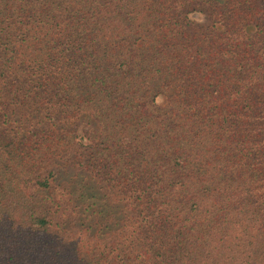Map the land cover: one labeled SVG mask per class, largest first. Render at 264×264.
Instances as JSON below:
<instances>
[{"label": "trees", "instance_id": "16d2710c", "mask_svg": "<svg viewBox=\"0 0 264 264\" xmlns=\"http://www.w3.org/2000/svg\"><path fill=\"white\" fill-rule=\"evenodd\" d=\"M156 2L0 0V204L11 199L9 192L15 201L9 218L0 217V224L19 226L21 238L28 230L52 233L54 224L65 222L67 201H74L71 197L75 196L83 202L86 234L102 237L110 219L111 233L116 234L115 202L105 193L89 192V185L77 174V162L71 160L74 156L68 155L66 161L56 154V148H49L43 155L42 172H34L23 185L16 178L19 172L5 160L16 156L19 141L31 138L29 131L35 134L42 126L43 134L53 135L51 143L62 140L67 129L62 115L77 109L91 110L103 125V150L112 162L117 157L122 160L116 169L125 175L134 194L131 200L126 198V218H122L127 244L122 250L113 240L112 256L104 252L91 255L93 247L89 253L73 248L61 229L53 241L43 240L38 251L33 248L41 242L36 234L23 244L1 242L0 255H7L5 264H264V201L252 200L251 195H239L241 200L235 204L222 199L229 189H250V185L239 178L226 185L223 174L200 172L195 166V142L190 141L192 135L185 137L188 128L177 132L173 119L169 122L161 117H172V106L179 121L190 117L200 123V112H193L183 96L171 98L167 109L161 104L147 106L151 112L142 107L152 94L185 93L183 73L178 78L175 71L187 68L184 62H195V52L181 54L187 38L178 29L185 27L187 18L179 9L178 16L155 17ZM38 99L43 100V115L37 106L36 113L25 116L22 112ZM17 121L18 126L8 128ZM97 153L93 150L83 157L90 177L98 167L109 170L112 166L109 160L97 162ZM184 163L197 173L174 181L173 172ZM61 178L71 185L67 199L50 191L52 182ZM162 187L167 194H161ZM174 189L179 192L177 201L168 196ZM28 192L33 193L25 196ZM217 198V205L205 203ZM133 201L144 207V213L132 212ZM163 203L166 219L160 221L156 209ZM206 204L211 205L210 210L201 213ZM190 211L198 221L189 220ZM20 224H32L36 229ZM16 234L12 229L11 236Z\"/></svg>", "mask_w": 264, "mask_h": 264}, {"label": "rangeland", "instance_id": "374dc122", "mask_svg": "<svg viewBox=\"0 0 264 264\" xmlns=\"http://www.w3.org/2000/svg\"><path fill=\"white\" fill-rule=\"evenodd\" d=\"M153 2H156V5L159 4L154 7L155 17L172 18L176 14L178 16L175 12L179 9L181 16L187 18L185 27L178 29L183 39L187 38V42L182 43L185 44L186 49L181 54L192 55V52H195V62L193 64L190 61L184 62L183 65L187 68L183 71H175L176 64H174L171 72V74L174 71L175 74L178 72V78L181 77L180 73H183L187 83L185 93L169 90L156 97L152 94L150 98L143 101L142 107L145 111L151 112L152 109H147V106L153 108L156 104H161L163 109H167L166 105L171 98L177 99L179 96L186 98L193 112H200V117L203 119L200 123L195 122L197 118L190 117L179 121L177 112L172 106L170 108L174 110V115L171 117L166 114L161 117H165L169 122L173 119V126L177 132L184 130L183 127L188 128L185 137L189 139V135H192L190 141L195 142L197 148L195 153L198 152L194 158L195 166L201 169L200 172L204 170L205 174H223L222 179L226 185L228 180L236 182L238 178L250 185V189L247 187L236 189L235 186H229L235 189H229V195L222 197L226 202L235 204L237 200H241L239 195H251L252 200L264 201V0H153ZM29 105L31 107L26 108V112H22L25 116L32 112L36 113L37 106L40 107V115H43V100L38 99L35 105L34 103ZM61 122L67 128L62 134V140L51 143L53 135L43 134L42 126L36 130L35 134L29 131L28 135L31 138L19 141L15 148L16 156L5 160L11 163L10 167L19 172L16 178H19L20 184L23 185L31 180L34 172L41 171L44 152L49 148L51 150L56 148V154L64 156L66 161L69 158L68 155L70 158L74 156L71 160L77 162L75 166L80 170L77 174H80V179H84L85 184L89 185V192L97 196L105 193L107 198L115 202L114 218L118 226L115 229L116 234L111 233L109 226L111 219L107 220L108 225L105 226L102 237L99 238V234L93 232L86 234L85 224H82L83 202L73 196L71 198L75 200L67 201L66 204L68 210L65 222L69 224H64L65 222L54 224L50 229L52 233L41 230L42 233L38 234L28 230L24 238L20 237L19 226L0 224V243L4 241L9 246L16 242L23 244L36 234L41 242L33 248L37 247L38 251V245L43 240L53 241L55 233L63 229L62 233L65 232L67 242L73 248L89 253L93 247L91 255L94 253L96 256L104 252L112 256L113 249L110 246L113 240V245L117 244L122 250L127 244L124 235L125 227H121L123 216L126 218L124 204L126 198L129 201L131 196H134L129 190L125 175L116 169L117 165L123 164L122 160L117 157L112 162L107 151L103 150L100 141L103 125L91 110L80 112L77 109L74 113L69 112L65 116L62 115ZM152 123L151 121L149 125ZM18 125L19 121L9 124L8 128ZM200 145L203 148L199 149ZM93 150L98 152L96 156L100 157L97 162L109 160L112 166L109 170L98 167L90 177L88 168L84 167L86 160L83 157L86 158L87 154H91ZM203 164L206 165L202 166ZM184 165L186 163L176 167V172H173L174 181L176 177L185 180L186 177L197 173L194 167L190 169L188 165L185 170H181ZM134 181H137V178H134ZM70 186L69 182L63 183L61 178L58 182H52L50 191L58 197L63 195L67 199V192L71 191ZM30 193L33 192L25 193V196ZM170 193L168 196L177 201L179 192L174 189ZM9 194L13 195V192ZM161 194H167V190L163 187ZM11 199L1 201L3 207H0V217L9 218V211L15 208L11 204L15 201ZM34 199L37 200V196ZM163 200L165 201V198ZM219 200L220 198H217L213 202L212 199H208L205 203L208 201L217 205ZM132 204L134 207L132 212L138 214V211H143L144 213V207L138 206L136 201ZM159 206L162 210L157 207L159 216L156 218L163 221L166 219L163 210H166L167 206L165 203ZM210 207L211 205L206 204L205 208L202 207L201 213L210 210ZM193 212L190 211V214ZM63 214H65L64 211ZM189 220L198 221L193 214L189 216ZM164 225L171 224H157V227ZM20 226H28L30 230L36 229L35 226L31 227L32 224H20ZM8 227L17 231L16 237L11 236L12 229ZM131 240L135 241L134 235L131 236ZM0 258L2 264H5L7 255L3 253Z\"/></svg>", "mask_w": 264, "mask_h": 264}]
</instances>
